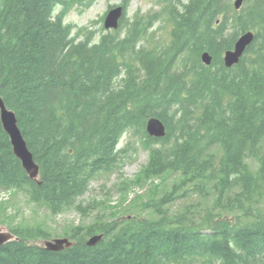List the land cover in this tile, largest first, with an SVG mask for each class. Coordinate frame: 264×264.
<instances>
[{"label": "trees", "instance_id": "obj_1", "mask_svg": "<svg viewBox=\"0 0 264 264\" xmlns=\"http://www.w3.org/2000/svg\"><path fill=\"white\" fill-rule=\"evenodd\" d=\"M58 1L0 0V97L41 179L26 176L0 124V189L25 187L53 213L74 205L91 171L114 169L121 131L143 130L150 116L166 132L145 135L149 160L128 183L175 179L167 188L152 182L142 202L151 215L99 214L60 251L31 242L47 236L38 226H12L19 240L0 245V264H264V0H245L227 37L214 24L229 10L225 0L170 4V42L161 45L138 22L123 37L118 28L96 44L74 42L61 13L52 18ZM244 29L253 42L226 68L221 53ZM142 37L151 44L136 47ZM202 49L212 55L208 66ZM170 204L182 210L170 216ZM97 232L101 241L86 246Z\"/></svg>", "mask_w": 264, "mask_h": 264}, {"label": "rangeland", "instance_id": "obj_2", "mask_svg": "<svg viewBox=\"0 0 264 264\" xmlns=\"http://www.w3.org/2000/svg\"><path fill=\"white\" fill-rule=\"evenodd\" d=\"M115 3H117V0H94L93 4L87 9H82V6L79 4L73 5L74 9L66 15L64 21L76 25V28L72 31V33H74L77 29L84 27L86 30H95V32L99 34L101 27V22H98L99 17L103 15L105 9L108 8L109 5ZM157 7L158 4L156 0H130L126 8L125 16L130 19L136 10H140L142 15L145 17L155 11ZM94 21L97 22L93 23ZM150 31L155 33L153 41L156 45H160L167 40L169 29L166 25H164V22H155ZM120 146L125 147V149L120 153L122 164L119 166L117 171L112 172V175L110 176L92 180L89 183V187L85 195H82L80 199L82 203H85L87 200L94 197L99 198L100 196L101 199L105 200L108 206L116 207L117 204H120L125 208V212H128L127 207L129 205V213L138 215L142 213V208L140 206H132L130 199H132L136 193L142 194L140 197L146 199L152 195L148 193V188L151 187L152 182L158 184L159 186L161 184V186H165L167 188V186L170 185L171 180L173 181L175 177L170 175L169 177L160 179V177L153 176L143 182L140 187H134V189L129 190L126 197H122V195L115 189V184H118V179L122 177L126 179L133 177L139 168L146 163L148 151L141 146L138 137L131 134H125L122 137ZM248 161L251 167L254 168L255 162L250 159ZM160 191L159 187L156 195H159ZM128 201L130 202L128 203ZM4 202L5 203H1V208L2 205L5 206L4 212L9 218L14 220V223L21 222V224L41 226L50 236L61 234V232L65 230V228H68V226L86 224L90 221V216L92 215L87 214V216H82L74 210L68 209L60 212L59 214L52 215L48 212L45 206H41L40 204L34 202V200L31 201L22 193L18 195L16 194V196L13 197L10 196V199H7ZM1 208L0 212L2 210ZM179 210L182 209L174 205L170 206V212H176ZM0 221V224L5 222V220Z\"/></svg>", "mask_w": 264, "mask_h": 264}, {"label": "water", "instance_id": "obj_3", "mask_svg": "<svg viewBox=\"0 0 264 264\" xmlns=\"http://www.w3.org/2000/svg\"><path fill=\"white\" fill-rule=\"evenodd\" d=\"M240 0L237 1V4H239ZM119 16V9L112 10L105 21V26H116V20ZM251 40V34L246 33L242 35L237 42L234 45L233 51H227L225 52L224 56V62L226 65H231L232 63L236 62L238 56L240 55L241 51L243 50L244 46ZM203 61L208 63L209 57L207 54H203ZM0 118L3 123V127L5 131L8 133L10 143L12 145V151L14 154L20 159L21 164L23 168L26 170V172L34 177L37 172V166L32 162L31 154L27 150L25 142L20 134L19 129L16 126V121L14 118V114L6 110L2 102L0 101ZM147 128L151 134L155 135H161L163 134V126L162 124L155 119H149L147 122ZM13 236L4 231H0V243H2L5 240L11 239ZM92 239H95L93 237ZM91 239V240H92ZM61 240H55V243H46L51 248H56L57 245H59Z\"/></svg>", "mask_w": 264, "mask_h": 264}, {"label": "bare ground", "instance_id": "obj_4", "mask_svg": "<svg viewBox=\"0 0 264 264\" xmlns=\"http://www.w3.org/2000/svg\"><path fill=\"white\" fill-rule=\"evenodd\" d=\"M4 34V33H3ZM206 35V34H205ZM211 35V34H210ZM8 36V35H7ZM6 37V36H5ZM3 38V37H2ZM4 40V39H2ZM208 40V39H207ZM182 42V41H181ZM192 44V43H191ZM172 45V44H171ZM183 46V45H182ZM183 49V48H182ZM184 53V52H183ZM152 60V59H151ZM74 80V79H73ZM72 87V86H71ZM120 88V87H119ZM111 92V91H110ZM138 98V97H137ZM90 106V105H89ZM238 117V116H237ZM258 117V116H257ZM238 122V121H237ZM256 123V122H255ZM253 126V125H252ZM185 127V126H183ZM192 127V126H191ZM258 127V126H257ZM197 128V127H196ZM188 131V130H187ZM256 132V131H255ZM254 135V134H253ZM229 138V137H228ZM84 141V140H83ZM230 143V142H229ZM69 144V143H68ZM206 146V145H205ZM241 149V148H240ZM250 149V148H249ZM261 151V150H260ZM193 152V151H192ZM237 152V151H236ZM100 154V153H99ZM197 154V153H196ZM205 156V155H204ZM241 156V155H240ZM240 161V160H239ZM233 163V162H232ZM198 165V164H197ZM32 231V230H31ZM45 234V233H44ZM20 235V234H19Z\"/></svg>", "mask_w": 264, "mask_h": 264}]
</instances>
